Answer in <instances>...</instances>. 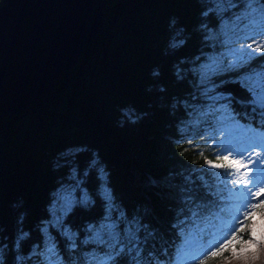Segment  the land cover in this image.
<instances>
[{
    "label": "snow or ice",
    "instance_id": "1",
    "mask_svg": "<svg viewBox=\"0 0 264 264\" xmlns=\"http://www.w3.org/2000/svg\"><path fill=\"white\" fill-rule=\"evenodd\" d=\"M195 3L191 25L170 29L165 46L183 94L158 79L150 86L171 118L170 147H195L204 162L177 160L161 178L173 200L167 231L148 204L130 207L116 193L99 152L77 145L53 160L57 179L36 224L26 227L27 209L11 229L0 224V264H264V0ZM193 36L195 54L180 55Z\"/></svg>",
    "mask_w": 264,
    "mask_h": 264
},
{
    "label": "trees",
    "instance_id": "2",
    "mask_svg": "<svg viewBox=\"0 0 264 264\" xmlns=\"http://www.w3.org/2000/svg\"><path fill=\"white\" fill-rule=\"evenodd\" d=\"M197 11L195 0H104L102 28L74 67L22 112L0 119V224L11 229L18 212L27 209L26 227H33L57 179L53 160L69 147L87 145L107 163L124 202L148 204V219L167 231L173 200L164 194L161 178L178 167L177 160L190 167L204 162L195 147L185 144L182 156L170 147L171 118L158 100L163 94L150 86L158 79L168 94H183L165 46L170 29L191 25ZM197 48L193 36L180 55H193ZM154 71L163 75L153 77ZM151 179L158 186L152 187ZM99 211L78 213L74 223Z\"/></svg>",
    "mask_w": 264,
    "mask_h": 264
},
{
    "label": "water",
    "instance_id": "3",
    "mask_svg": "<svg viewBox=\"0 0 264 264\" xmlns=\"http://www.w3.org/2000/svg\"><path fill=\"white\" fill-rule=\"evenodd\" d=\"M104 0H6L0 7V119L70 71L103 25Z\"/></svg>",
    "mask_w": 264,
    "mask_h": 264
},
{
    "label": "rangeland",
    "instance_id": "4",
    "mask_svg": "<svg viewBox=\"0 0 264 264\" xmlns=\"http://www.w3.org/2000/svg\"><path fill=\"white\" fill-rule=\"evenodd\" d=\"M220 235H221V234H220L219 232H217V236H216V238H219Z\"/></svg>",
    "mask_w": 264,
    "mask_h": 264
}]
</instances>
